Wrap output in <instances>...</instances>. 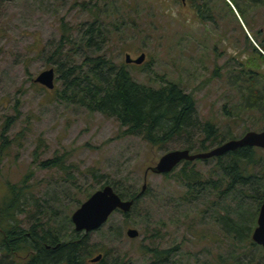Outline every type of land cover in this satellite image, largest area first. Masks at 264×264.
I'll return each mask as SVG.
<instances>
[{
    "label": "rangeland",
    "instance_id": "374dc122",
    "mask_svg": "<svg viewBox=\"0 0 264 264\" xmlns=\"http://www.w3.org/2000/svg\"><path fill=\"white\" fill-rule=\"evenodd\" d=\"M113 1L0 0V133L6 119H14L6 134L9 144L0 151V207L9 197L10 185L27 188L24 196L34 206L11 225L23 231L35 226L38 233L63 228L64 241L83 236L74 231L70 217L88 193L109 183L127 196L139 193L145 182L146 192L127 216L116 211L100 229L87 233L88 264L98 254L107 264L120 259L127 264H264L263 248L227 234L224 218L236 201L218 196L224 182L219 184L215 158L187 164L186 171L200 175L189 188L180 179L183 163L168 177L150 172L144 177L164 153L184 149L186 139L158 148L137 136H121L114 119L62 98L64 85L57 71L60 59L63 65L70 57L80 62L81 33L92 22L95 9L112 3L100 17L105 43L94 37L88 54L93 55L98 45L100 55L125 65L138 84L152 88L164 82L177 84L193 96L198 123L208 121L219 136L238 139L248 131L264 130V58L258 56L264 53L248 34L252 27L245 21L250 14L242 17L243 26L227 0H220L216 5L223 19L214 14L205 23L207 0H190L192 6L179 0H115L117 19L112 22L105 17L116 7ZM236 1L244 8L247 0ZM256 11L254 27L263 28L264 7ZM62 24L73 44L59 50ZM217 33L223 38L215 39ZM66 53L69 58L63 59ZM142 53V64H125L126 54L136 59ZM48 69L55 73L53 90L34 83ZM194 128L188 130L186 141L200 140L199 128ZM54 157H60L61 169L38 168L41 161ZM245 205L251 213L256 210L250 198ZM2 228L10 229L0 217ZM129 228L138 232L136 238L126 236ZM151 248L173 253L163 261L151 256ZM4 258L0 253V264L18 261L16 256Z\"/></svg>",
    "mask_w": 264,
    "mask_h": 264
},
{
    "label": "trees",
    "instance_id": "16d2710c",
    "mask_svg": "<svg viewBox=\"0 0 264 264\" xmlns=\"http://www.w3.org/2000/svg\"><path fill=\"white\" fill-rule=\"evenodd\" d=\"M113 4L116 7H113L111 13L105 17L112 22L117 19L118 7L115 0ZM111 5L112 3L105 6L104 9H95L92 22L81 33L77 43V47L83 49L79 55L80 62H75L71 59L72 57L64 65L61 63V59L57 62V71L61 74L64 85V89L60 93L62 98L76 101L88 112H98L104 117L114 119L121 130V136L140 137L151 147H163L181 138L187 140L188 130L197 126L201 134L200 140L192 142L185 140L183 143L184 150L191 153L206 152L212 147L234 139V137L219 136L217 127L208 121L202 124L198 123L194 117L193 96L185 93L177 84L164 82V85L158 88L138 84L131 78L125 65H117L112 59L100 55L101 49L98 45L94 46L93 55L88 54L94 37L99 39V44L105 43L104 30L106 32V29L104 21L100 17ZM70 41V35L65 31V25L62 24L58 40L59 50L61 45L71 46L73 41L69 44ZM260 50L264 53V47H261ZM56 52L59 54L57 49ZM258 56L264 58L261 53ZM68 58L69 54L66 53L63 59ZM251 99L254 100L252 96ZM13 120V117H8L2 127L0 151H4L9 144L6 134ZM215 159L221 173L219 184L224 182V189L218 196L220 199L230 198V200L236 201L235 208L231 211L227 210V217L224 218L227 234H232L237 241H249V246L255 247L257 245L251 241L250 235L264 197V177L261 174V170H264V150L243 147L223 156L215 157ZM182 163L180 179L189 188L190 183L194 185L198 182L200 175L193 169L186 171L189 162ZM38 168L42 170L61 169V159L54 157L41 161ZM254 168L257 169L256 174L252 172ZM169 174L162 176L168 177ZM107 185L109 186V183H104L99 189ZM215 185L214 187H216ZM25 189L27 188L17 189L15 185H10L8 187L9 197L0 207V217L2 220L6 219L10 228L0 229V253L5 257L4 259L16 256L18 261L14 264H88L87 257L91 252L87 250L85 243L87 234L72 236L70 239L61 241L60 234L63 228H60L59 232L50 230L38 233L35 226L23 231L17 228L18 226L11 225L10 222L17 215L25 214L27 209L34 206L24 196ZM245 190L250 193L247 195ZM115 193L122 200L136 202L140 198H137L138 193H128L127 196L116 191ZM90 195L88 193L86 197ZM248 198L255 203L256 210L253 213L250 211L252 208L245 205V200ZM81 203L79 202L78 206ZM123 214L128 215V213ZM69 222L68 217H65V223L69 224ZM149 253L153 258H163L165 261L170 253H173V250L158 251L156 248H151ZM94 264L107 263L101 259L100 262ZM111 264L127 263L124 259H120Z\"/></svg>",
    "mask_w": 264,
    "mask_h": 264
},
{
    "label": "water",
    "instance_id": "95a60500",
    "mask_svg": "<svg viewBox=\"0 0 264 264\" xmlns=\"http://www.w3.org/2000/svg\"><path fill=\"white\" fill-rule=\"evenodd\" d=\"M184 2V0H181ZM145 55L142 53L136 59H132L126 54L124 62L126 64L140 65L144 61ZM55 73L53 69L41 72L34 83L42 87L53 90ZM250 147L264 150V130L260 132L248 131L238 139L228 140L206 152L191 153L188 150H172L159 157L154 166L148 167L144 177L150 172L155 175L171 173L182 162H193L195 160H208L223 156L228 152H233L239 148ZM264 177V170L262 171ZM146 191V184L141 187L137 198ZM133 200H122L111 186H104L94 191L79 207L71 214L70 221L74 231L77 233H90L100 229L108 218L116 211L128 213L133 206ZM138 232L129 228L126 236L136 238ZM251 240L254 244L264 249V197L259 207L256 225L251 233ZM103 258L101 254L89 259L91 264L98 263Z\"/></svg>",
    "mask_w": 264,
    "mask_h": 264
},
{
    "label": "flooded vegetation",
    "instance_id": "af4514ba",
    "mask_svg": "<svg viewBox=\"0 0 264 264\" xmlns=\"http://www.w3.org/2000/svg\"><path fill=\"white\" fill-rule=\"evenodd\" d=\"M179 1L182 3V5H185L186 2L188 3L190 0H184V2H182L181 0H179ZM217 1H220V0H207V3H205V7H204L205 8V14H204V8H203V21L205 23L206 22L209 23L210 20L212 21L214 14H217L220 18L223 19L224 13H222L221 8L218 5H216ZM225 1L226 0H223V3ZM226 2H228V4L231 6L232 10L239 17L241 24L243 26H244V23L242 21V17L245 19L246 13L248 12L250 14V19L245 21V23L247 24L248 27H252L251 29L249 28L250 33H248V34H252V36H254L255 39L259 41V45H258L259 48L264 47V27L263 28L262 27L255 28L254 27L255 22L252 19L253 17H255L254 14L256 15V13H257L256 9H258L260 7H264V0H247L244 2L242 1L243 3H246L244 8H242L240 6V3H239L240 1L227 0ZM189 4H190V6H192L191 2H189ZM221 15H222V17H221ZM220 21H222V20H220ZM206 27H207V25H206ZM207 30H208V28H207ZM221 34L222 33H217V35L215 36V39L219 40V39L223 38V36H221Z\"/></svg>",
    "mask_w": 264,
    "mask_h": 264
}]
</instances>
